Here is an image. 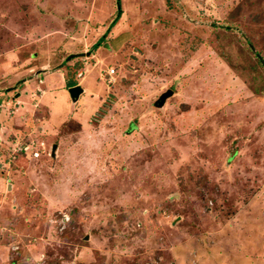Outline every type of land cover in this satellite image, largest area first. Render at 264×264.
Instances as JSON below:
<instances>
[{"label":"rangeland","instance_id":"374dc122","mask_svg":"<svg viewBox=\"0 0 264 264\" xmlns=\"http://www.w3.org/2000/svg\"><path fill=\"white\" fill-rule=\"evenodd\" d=\"M0 264H264V0H0Z\"/></svg>","mask_w":264,"mask_h":264},{"label":"water","instance_id":"95a60500","mask_svg":"<svg viewBox=\"0 0 264 264\" xmlns=\"http://www.w3.org/2000/svg\"><path fill=\"white\" fill-rule=\"evenodd\" d=\"M70 98L72 99V101H76L79 97V95L83 92V88L81 86H79V84H75V85H70L67 88ZM173 93V90L171 88H167L166 90H164L156 99V105L157 106H162L166 100V98L168 96H170ZM56 148V144H53L52 149L50 151H52V153L54 152L53 149Z\"/></svg>","mask_w":264,"mask_h":264},{"label":"trees","instance_id":"16d2710c","mask_svg":"<svg viewBox=\"0 0 264 264\" xmlns=\"http://www.w3.org/2000/svg\"><path fill=\"white\" fill-rule=\"evenodd\" d=\"M118 2V5H119V0H117ZM119 11L117 12V15H118ZM72 84H75V83H72ZM71 83H69L68 85H72ZM131 126H133V124H131Z\"/></svg>","mask_w":264,"mask_h":264},{"label":"crops","instance_id":"0c3cea01","mask_svg":"<svg viewBox=\"0 0 264 264\" xmlns=\"http://www.w3.org/2000/svg\"><path fill=\"white\" fill-rule=\"evenodd\" d=\"M29 74L32 75V72H30ZM29 74H28V75H29ZM5 89L7 90V88H5ZM9 91H10V90H9ZM83 91H84V90H83ZM6 93H8V92H6ZM9 93H10V92H9ZM8 95H9V94H8Z\"/></svg>","mask_w":264,"mask_h":264},{"label":"built area","instance_id":"2783aa9c","mask_svg":"<svg viewBox=\"0 0 264 264\" xmlns=\"http://www.w3.org/2000/svg\"><path fill=\"white\" fill-rule=\"evenodd\" d=\"M37 155V151L36 152H33V156H36Z\"/></svg>","mask_w":264,"mask_h":264},{"label":"clouds","instance_id":"9594fccd","mask_svg":"<svg viewBox=\"0 0 264 264\" xmlns=\"http://www.w3.org/2000/svg\"><path fill=\"white\" fill-rule=\"evenodd\" d=\"M72 85H75V84H72ZM69 86H70V85H69ZM69 86H68V87H69ZM7 90H8V89H7Z\"/></svg>","mask_w":264,"mask_h":264},{"label":"bare ground","instance_id":"6f19581e","mask_svg":"<svg viewBox=\"0 0 264 264\" xmlns=\"http://www.w3.org/2000/svg\"><path fill=\"white\" fill-rule=\"evenodd\" d=\"M156 26V25H155Z\"/></svg>","mask_w":264,"mask_h":264}]
</instances>
